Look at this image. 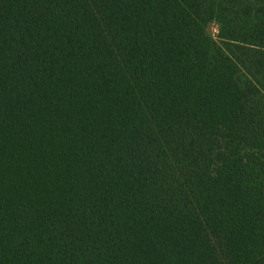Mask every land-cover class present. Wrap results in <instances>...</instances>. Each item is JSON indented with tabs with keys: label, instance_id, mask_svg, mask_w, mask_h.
Segmentation results:
<instances>
[{
	"label": "trees",
	"instance_id": "16d2710c",
	"mask_svg": "<svg viewBox=\"0 0 264 264\" xmlns=\"http://www.w3.org/2000/svg\"><path fill=\"white\" fill-rule=\"evenodd\" d=\"M0 264H264V0H0Z\"/></svg>",
	"mask_w": 264,
	"mask_h": 264
}]
</instances>
